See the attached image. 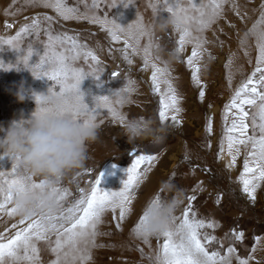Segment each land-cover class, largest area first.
Returning a JSON list of instances; mask_svg holds the SVG:
<instances>
[{
    "label": "rangeland",
    "instance_id": "obj_1",
    "mask_svg": "<svg viewBox=\"0 0 264 264\" xmlns=\"http://www.w3.org/2000/svg\"><path fill=\"white\" fill-rule=\"evenodd\" d=\"M64 2L69 7L78 8L79 12L65 19L54 7H47L41 2L0 0V40L16 37L26 26L29 29L21 33L15 42V49L0 43V61H3V68H0V124L7 128L12 120L19 119L21 115L28 117L35 109L36 100L33 96L21 101L16 95L22 81L25 87L36 92H46L49 87L56 85L55 81L47 76L41 77L42 74L37 75L32 67L27 66L32 73L22 61V56L27 55L29 48L33 51L31 64L39 62L40 56L45 53L51 55L53 49L49 34L53 37H71L79 45L81 54L76 59L71 58L73 46L67 39L55 44V51L69 57L70 68L80 69L86 74L81 86L88 93L85 100L90 107L95 106L93 96H99L97 92L107 87L120 89L135 74L142 73L148 91L153 90L151 71L154 70L152 64H156L168 69V75L160 77V85L168 86L166 80L172 81L181 108L179 113L170 109L168 119L161 121V98L157 92L153 95L149 93L140 105L133 102L126 107L115 106L126 119L151 118L165 126L166 134L162 140H143L140 143L128 140L121 121L106 108L97 109L98 138L88 145L86 161L81 167L68 170L57 184L62 190H68L69 194L63 201L65 207L78 198L79 189L90 192L100 173L103 174L101 188L120 191L127 179V169L138 154L154 156L156 159L151 165L141 166V177L130 192L131 211L123 219L119 218V209L115 212L109 209L104 213L98 225L90 264H150L149 256L155 255L163 238L152 237L149 246L135 234L134 226L157 195L164 201H170L176 197L177 191L181 194L182 203L175 215L181 216L185 208L192 204L199 218L206 223L215 222V227L203 230L217 238L211 250H219L225 255L228 247H234L237 253L232 259H244L241 257L250 253L256 237L264 234V185L257 189L255 199L244 193L239 177L251 146H239L240 154L236 163L229 168L231 156L227 142L223 143L222 152L221 142L224 140V106L255 68L258 56L256 39L254 36L246 37L245 33L259 21L264 0H227L222 16L203 32L206 40L204 53L197 60L201 68L200 84L193 81L194 69L187 63L193 43H186L184 52L178 53V59L170 64L163 62L166 56L162 60L155 58L157 45L165 52L176 49L180 37V32L172 26L164 30L159 28L161 17L167 18L170 13L166 9L154 10L151 5L156 0ZM171 2L175 3V0ZM192 2L207 3L208 0ZM182 3L187 6L189 0H182ZM93 4L96 7H92ZM161 4L163 0H159L157 5ZM137 15L142 18L145 28L151 29L147 32L152 43L147 67L144 48L149 45V35L140 36L137 42L134 36L128 34L126 27ZM113 21L115 25L124 27L125 31L116 30ZM34 23L36 26L32 27ZM114 30L119 39H113ZM87 51L93 52L97 60L86 57L84 53ZM113 72L119 75L113 76ZM201 90L205 93L203 97L199 94ZM156 98L158 104H154L153 99ZM173 115L177 116V120H172ZM231 119L229 117V124ZM209 122L212 125L211 133L208 131ZM2 135L4 133H0ZM2 153L0 149V171L5 172V178H11L13 161ZM185 155L190 158V162L183 159ZM201 162L222 171H214V168L205 167ZM32 179L36 183L45 180L42 176H32ZM168 184L174 187L169 190ZM192 195L196 196L195 201L189 199ZM17 220L18 217L0 214V232L14 234L16 229H12L11 225ZM240 232L244 233V238L237 240L236 236ZM39 247L44 264L55 258L44 242H40Z\"/></svg>",
    "mask_w": 264,
    "mask_h": 264
},
{
    "label": "snow or ice",
    "instance_id": "obj_2",
    "mask_svg": "<svg viewBox=\"0 0 264 264\" xmlns=\"http://www.w3.org/2000/svg\"><path fill=\"white\" fill-rule=\"evenodd\" d=\"M32 2H41L47 7H54L65 19L79 12L78 8L69 7L64 0H32ZM226 3L227 0H208L207 3L189 0L185 6L182 0H175V3L171 0H163L161 5H151L157 11L166 9L171 16L177 18L179 25H182V27L175 28L180 32L179 46L175 49L178 53L184 52L186 43H193L194 47L187 58V63L194 69L192 79L197 84H200L199 73L201 71L197 60L202 58L203 45L206 43L203 32L222 16ZM92 7L96 5L93 4ZM94 22L107 23V21ZM113 24L115 25V21ZM35 26L34 23L32 27ZM132 27V25L127 26L128 32H131ZM115 29L119 32L125 31L121 25H115ZM27 30H29L28 26L22 28L21 33ZM116 30L112 33L113 39H119ZM194 32L196 35H193ZM21 33H17L16 37L0 40V43L11 45L15 49V42L20 38ZM144 35H149V45L144 48L145 67H147L152 48L150 34L141 31L131 36L139 42V37ZM245 36L255 37L258 56L254 71L239 85L224 106V140L221 142V152L223 143L226 141L227 150L231 156L228 167L231 168L240 154L239 146H251L245 157L239 179L242 181L244 193L255 199L257 189L264 185V5L261 6L259 21L253 24ZM64 39L72 43L71 58H78L81 53L74 39L67 36L53 37L49 34L50 46L53 49L51 55L45 53L40 56L39 62L31 64L33 51L29 48L27 55L22 56V61L25 66L32 67L37 75L47 76L55 81L56 85H62L68 89L78 86L86 74L80 69L70 68L69 57L55 51V44L63 43ZM84 55L97 60L91 51L85 52ZM229 64L231 65V61ZM0 68H3V61H0ZM152 68L154 69L152 72L153 91L160 92V77L167 76L168 69L156 64H152ZM112 74L113 76L119 75L116 72ZM166 83L167 92L160 100L159 117L161 121L168 119L167 113L170 109L176 113L181 111L180 98L172 86V81L166 80ZM199 94L201 97L205 95L203 90ZM36 99L39 102L40 97L37 96ZM98 100V106L92 110L94 117H97L99 112L97 109L106 108L114 118L121 122L126 119L108 97L102 96ZM229 117L232 118L230 124L228 123ZM172 120H177V116L173 115ZM250 129L251 134H249ZM208 131L209 133L212 131L211 122L208 124ZM155 159L154 156L138 154L131 167L127 169V179L123 182V188L120 191H106L101 188L103 174L100 173L91 191L79 189L78 198L68 207H65L63 203L69 194L68 190H62L56 186L52 189L57 204L55 209L45 208L38 198L36 201L33 200L37 191L46 189L45 180L36 183L32 176L22 174L14 163L11 168V178H5V172L0 171V214L18 217L17 222L11 225L12 229H16L14 234L5 235L4 232H0V264H23L25 261L28 264H44L39 247L40 242H44L48 246V251L55 257L48 264H90L93 258L92 248L95 246V238L98 235V225L102 222L104 213L109 209L113 212L119 209V218L123 219L126 213L131 211L130 192L141 177V166L151 165ZM183 159L190 162L187 155ZM189 199L195 201L196 196L192 195ZM162 201L164 200L157 195L152 203L159 204ZM147 220L148 213L144 211L139 222L134 226L135 234L149 246L152 237L163 238L155 255L149 256L150 264H232V254L235 248L228 247L227 255L219 250H211L212 243L217 238L203 230L215 227V222L206 223L204 219L199 218L193 211L192 204L185 208L181 216L172 215L169 227L163 232L151 233L147 229ZM7 231L6 228L5 232ZM243 238V232L236 236L237 240ZM251 259L252 257L239 259V264H249Z\"/></svg>",
    "mask_w": 264,
    "mask_h": 264
},
{
    "label": "clouds",
    "instance_id": "obj_3",
    "mask_svg": "<svg viewBox=\"0 0 264 264\" xmlns=\"http://www.w3.org/2000/svg\"><path fill=\"white\" fill-rule=\"evenodd\" d=\"M158 3L159 0H156L152 5ZM128 25L133 26L131 32H128L129 35L151 31L150 28H145L142 18L138 15ZM169 26L182 27L174 16L161 17L159 28L164 30ZM164 56L167 59L163 62L170 64L178 59V52L175 49L165 52L164 49L157 47L155 58L162 60ZM86 77L84 76L76 87L65 89L62 85H55L49 87L46 92H36L27 88L22 81L16 95L21 101L33 96L36 100L35 109L28 117L21 115L19 119L12 120L7 128L0 124V133H4L0 136L2 154L9 157L22 174L45 178L46 189L37 191L33 196V200L36 201L38 198L45 208L57 207L52 189L59 184L68 170L84 164L88 145L98 138L97 117L93 116L92 110L98 106V98L102 96H93L95 106H89L85 100L88 93L81 86ZM134 91L135 83L127 80L122 88L106 97L112 104L122 105L128 102ZM37 96L40 97L39 102ZM121 123L124 135L130 142L143 140L159 142L166 134L165 126L157 124L151 118L124 119ZM167 187L171 190L174 186L168 184ZM181 202L179 191L170 201H162L159 204H153L151 201L145 209L148 213L147 229L153 234L166 230Z\"/></svg>",
    "mask_w": 264,
    "mask_h": 264
},
{
    "label": "crops",
    "instance_id": "obj_4",
    "mask_svg": "<svg viewBox=\"0 0 264 264\" xmlns=\"http://www.w3.org/2000/svg\"><path fill=\"white\" fill-rule=\"evenodd\" d=\"M110 70L111 69H109V71ZM109 71L107 73V76L109 74ZM149 72H150V70H149ZM151 74H152V71H151ZM126 75H128V74H126ZM138 75L139 74H137V75L135 74L134 76H132L129 79V80H131V81H133L135 83V91L131 94L130 99L128 100V102L125 103V104H122L123 107L129 106L128 104H131L133 102L136 103V105H140V103L145 100L144 97H147L149 95V93H150V95L151 94L152 95L155 94V91H153V90H149L148 91V88H147V85H146L147 83H146L145 79L142 78V75L141 76L140 75L138 76ZM107 80H108V78H107ZM167 87L168 86L163 85V86H161V91L160 92H157V94H158V96L160 98H162L163 97V94L167 92ZM93 90H95V89H93ZM116 90H118V89H116ZM116 90H113V89L107 87L105 89H102L100 91V93L97 92L96 95H99V96H107V95H111V93L114 92V91H116ZM153 100L155 102L154 104H158L159 103V100L157 98L156 99H153ZM114 106H117V105H114ZM106 110L108 111V109H106ZM115 127H117V126H115ZM137 143H140V142L137 141ZM214 160H216V158H214ZM201 165H205V167H211L212 169L214 168L213 170L214 171L216 170L217 172L218 171L219 172L222 171V169H219V168H217L215 166L213 167V165H210V164H207V163L201 162ZM223 167L221 166V168H223ZM257 238H259V240H257ZM253 249H255V251H253ZM236 253L237 252H234L232 254V257L234 255H236ZM225 255H227V251H226V254ZM248 257H252V259L249 261V264H264V234L256 237V239L253 242L252 249H251L250 253L247 256L241 257V258L246 259ZM232 264H239V261H236V259H232Z\"/></svg>",
    "mask_w": 264,
    "mask_h": 264
}]
</instances>
